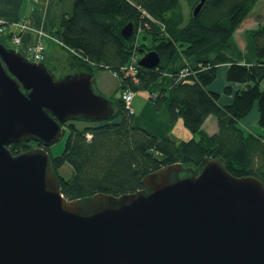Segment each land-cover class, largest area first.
<instances>
[{"label":"water","instance_id":"water-1","mask_svg":"<svg viewBox=\"0 0 264 264\" xmlns=\"http://www.w3.org/2000/svg\"><path fill=\"white\" fill-rule=\"evenodd\" d=\"M120 33L130 40L133 24ZM140 53V68L159 65L155 51ZM113 113L91 73L56 79L0 43V264H264V185L221 159L198 174L162 168L135 193L68 201L48 151L9 149L31 140L49 149L67 122Z\"/></svg>","mask_w":264,"mask_h":264},{"label":"trees","instance_id":"trees-1","mask_svg":"<svg viewBox=\"0 0 264 264\" xmlns=\"http://www.w3.org/2000/svg\"><path fill=\"white\" fill-rule=\"evenodd\" d=\"M71 1L72 13L58 31L62 45L79 56H71V68L87 73L106 68L119 75L121 90L149 92L155 108L165 104L168 119L180 121L190 138L177 141L145 131L121 99L112 102L114 113L106 120L67 122L63 150L50 158L66 200L135 193L146 176L162 168L181 164L198 174L206 160L215 159L223 160L232 176L254 177L264 185V24L245 32L244 50L233 40L259 0H206L196 17L192 9L197 0ZM183 3L191 15H185ZM128 23L143 33L137 47L134 36L128 41L121 36ZM0 43L8 44L4 39ZM140 51H155L159 65L139 67L134 77H124L120 69ZM179 55L193 64L173 74L170 94L154 93L153 85ZM222 68L226 85L220 93L211 87ZM254 108L263 130L259 133L240 125ZM210 116L217 126L213 134L202 128ZM78 122L86 126L78 128ZM21 146L27 147L26 142L9 149L14 154ZM64 165L71 170L69 178L58 173Z\"/></svg>","mask_w":264,"mask_h":264},{"label":"crops","instance_id":"crops-1","mask_svg":"<svg viewBox=\"0 0 264 264\" xmlns=\"http://www.w3.org/2000/svg\"><path fill=\"white\" fill-rule=\"evenodd\" d=\"M72 10L73 2L71 0H0V20H2V22L8 25L12 24L14 26H16V24L26 25V28L23 30L17 26L7 27L3 39L6 43H8L7 40L11 35H19L21 39L20 45L12 48L24 56H27L28 47L41 42L45 47L44 59L42 63L49 71L52 72L57 70L60 72H68L69 75L80 73L71 68V66H73L71 65V56H75L78 59L79 56L65 48L58 36L61 21L63 18L71 14ZM8 45L10 44L8 43ZM192 64L193 63L190 60H186L179 55L167 68L164 76H162L156 84L153 85V92L155 93L159 90H168L167 94H170L173 83V74L181 69L188 68V66H191ZM224 74L225 69H220L216 81L211 87L213 90L220 93L222 92L223 87L226 85ZM119 92H121L120 87L116 93L114 92V94H112L113 96L111 101L119 100ZM143 93L147 94V98L149 99V92ZM230 99L231 97H223L222 100L228 102ZM146 102L147 101L145 100L144 104L139 108L138 117H143L144 114H151V121L153 122H147L146 124H148V126L141 124L137 126L157 137L171 136L177 141L190 138V133L184 129L180 121L172 123L168 119L165 104L162 105L161 108L157 109L155 108L153 102ZM209 122H212L210 123V131H217L216 121L211 116L208 117L203 124V130L206 132L209 131L206 127ZM240 125L246 131H254L252 125L258 127L257 111H252L248 117L240 122ZM255 131L263 130L256 129Z\"/></svg>","mask_w":264,"mask_h":264},{"label":"rangeland","instance_id":"rangeland-1","mask_svg":"<svg viewBox=\"0 0 264 264\" xmlns=\"http://www.w3.org/2000/svg\"><path fill=\"white\" fill-rule=\"evenodd\" d=\"M182 6H183L182 10L185 13V15L186 16L191 15L190 14L191 10L189 11L188 5L186 3H183ZM192 11H193V9H192ZM0 21H2V20H0ZM260 24H264V0L258 1L257 5L254 7V9L251 11L249 16L247 17V19L241 25L239 30L236 31V33L233 37L234 42L237 44V46L241 50H244V47H245V39H244L245 32L248 30L257 28ZM6 26L9 27V26H14V25L6 24ZM14 27H16V26H14ZM134 31L135 32L133 34V36H134L133 46L137 47V44L142 41L141 36L143 33L140 31L139 27H138L137 31L136 30H134ZM11 39H12V37H10L7 40L8 43L10 44V45L7 44V46H9L10 48L14 47L11 45V43H12ZM146 42L150 43V40L147 39ZM139 58H141V55H139ZM181 71H183V69H181ZM52 72L56 78H62L66 75H69L68 72H60L57 70H54ZM69 72H71V71H69ZM72 72H74V71H72ZM78 72L81 73V72H85V71H78ZM85 73H87V72H85ZM91 74H92L93 79H94V90H95V92L97 94L102 95L103 97H105L109 101H111V98L113 96L112 94H114V92L116 93L118 91V88L120 87V82H121L120 77L119 76H118L119 78L115 77L114 74L112 73V71L109 69H106V68H94L92 70ZM121 93L122 92H119V97H120ZM145 100L147 102L150 101L147 98V94H144L143 92H138L137 94L136 93L134 94V100H133L132 108L134 107L133 108V113H134L133 116L135 115L134 116L135 117L134 122L136 125L141 124V125L148 126V124H146V123L152 120L151 114H144L143 117H138L139 108L144 104ZM111 102H114V101H111ZM253 111H256V109L254 108ZM128 113H129V111H128ZM151 122H153V121H151ZM210 123H212V122H209L206 126L207 129L209 130V131H207V133L213 134L216 131H210L211 130ZM76 126L78 128H83L84 126H86V124L84 122H78V123H76ZM252 127H253L254 131H250V132H253V133H259L260 132V131H255L256 129H260L259 127H256L255 125H252ZM67 136H68V131L67 130L63 131V135H62L60 141H58L56 144L52 145L49 148L48 152L50 153V156L52 158L58 157L61 154L63 147L65 145V141H66ZM25 142H26L27 147L22 148V146H21L19 149H17V151L14 152V154H20L22 152H26V151L35 149V146H36L35 143H31L28 141H25ZM58 173L60 176H63L64 178H69L71 176V170L69 169V167L67 165H64L60 170H58Z\"/></svg>","mask_w":264,"mask_h":264},{"label":"built area","instance_id":"built-area-1","mask_svg":"<svg viewBox=\"0 0 264 264\" xmlns=\"http://www.w3.org/2000/svg\"><path fill=\"white\" fill-rule=\"evenodd\" d=\"M16 26L24 29L26 28L25 24H20ZM7 26L4 22L0 21V40L4 38L5 36V32H6ZM10 37H12L11 41V45L15 47L19 46L21 43V39L19 35L13 34ZM44 52H45V47L43 44H41V42H38L30 47L27 48V59L32 61V62H36V63H40L43 61L44 59ZM134 56L131 57L129 63L122 67L120 69L121 74L124 77H128V76H132L134 77L137 72H138V57H136L135 54H133ZM181 73L183 71H180ZM114 76L119 78L118 74L114 73ZM121 95H120V99L123 101L125 109L128 110L131 114H133V108H132V102H133V98H134V93H132L130 90L128 89H124L121 91Z\"/></svg>","mask_w":264,"mask_h":264},{"label":"flooded vegetation","instance_id":"flooded-vegetation-1","mask_svg":"<svg viewBox=\"0 0 264 264\" xmlns=\"http://www.w3.org/2000/svg\"><path fill=\"white\" fill-rule=\"evenodd\" d=\"M28 142L35 143V145H36L35 146V149H40L41 148V149H44L45 151H48L49 150L48 148L43 147L42 144H40L38 142H35V141H32V140L31 141H28Z\"/></svg>","mask_w":264,"mask_h":264}]
</instances>
